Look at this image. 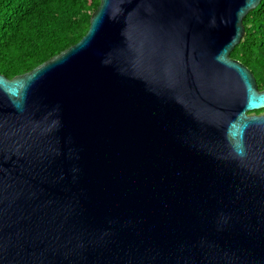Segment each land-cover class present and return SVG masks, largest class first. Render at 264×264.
<instances>
[{"label":"water","instance_id":"water-1","mask_svg":"<svg viewBox=\"0 0 264 264\" xmlns=\"http://www.w3.org/2000/svg\"><path fill=\"white\" fill-rule=\"evenodd\" d=\"M262 0H100L0 73V264H264V89L231 53Z\"/></svg>","mask_w":264,"mask_h":264},{"label":"trees","instance_id":"trees-1","mask_svg":"<svg viewBox=\"0 0 264 264\" xmlns=\"http://www.w3.org/2000/svg\"><path fill=\"white\" fill-rule=\"evenodd\" d=\"M99 5L100 0H0V73L13 78L29 72L76 44ZM244 25L245 36L231 57L246 65L264 89V0Z\"/></svg>","mask_w":264,"mask_h":264}]
</instances>
